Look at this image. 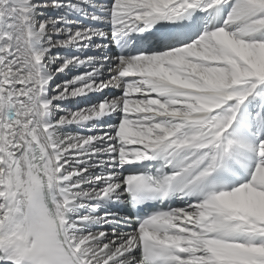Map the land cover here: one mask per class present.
I'll return each instance as SVG.
<instances>
[{
	"label": "snow or ice",
	"instance_id": "6c2138e0",
	"mask_svg": "<svg viewBox=\"0 0 264 264\" xmlns=\"http://www.w3.org/2000/svg\"><path fill=\"white\" fill-rule=\"evenodd\" d=\"M0 264H264V0H0Z\"/></svg>",
	"mask_w": 264,
	"mask_h": 264
},
{
	"label": "bare ground",
	"instance_id": "6f19581e",
	"mask_svg": "<svg viewBox=\"0 0 264 264\" xmlns=\"http://www.w3.org/2000/svg\"><path fill=\"white\" fill-rule=\"evenodd\" d=\"M57 15V13H55V12H45L44 13V15L45 16H48V15ZM70 52H73L72 50H65V49H60V50H58V51H54V54H60V55H65V54H68V53H70ZM74 53V52H73ZM75 54V53H74ZM83 69V68H82ZM74 70V68H71L70 70H68V71H66L65 73H63V74H59V75H57L56 76V79H55V81H54V83H53V88L55 87V85L56 84H58V83H61V81H59V78L61 77V79H63V75H68V73L69 72H71V71H73ZM93 98V97H92ZM81 102V101H80ZM76 102H74V101H69V102H66L63 106L64 107H67V108H69L72 104H75ZM70 109V108H69ZM72 130V131H71ZM67 131H69V132H75V130H74V127L73 128H69V129H67Z\"/></svg>",
	"mask_w": 264,
	"mask_h": 264
},
{
	"label": "rangeland",
	"instance_id": "374dc122",
	"mask_svg": "<svg viewBox=\"0 0 264 264\" xmlns=\"http://www.w3.org/2000/svg\"><path fill=\"white\" fill-rule=\"evenodd\" d=\"M55 15V14H54ZM58 50H60V49H56L55 51H58ZM78 69H82V68H74V70L73 71H71V72H69L68 73V75H63V79H61V77L59 78V81H65V80H67V79H69V78H71V77H73L75 74H77V73H79V71H77ZM82 70H84V69H82ZM82 72V71H81ZM61 81V82H62ZM77 108L74 104H72L69 108L70 109H74V108Z\"/></svg>",
	"mask_w": 264,
	"mask_h": 264
}]
</instances>
